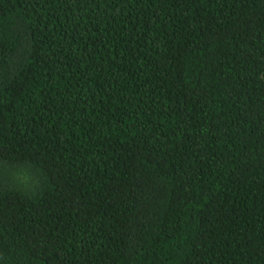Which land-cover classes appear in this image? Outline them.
<instances>
[{
    "label": "trees",
    "instance_id": "trees-1",
    "mask_svg": "<svg viewBox=\"0 0 264 264\" xmlns=\"http://www.w3.org/2000/svg\"><path fill=\"white\" fill-rule=\"evenodd\" d=\"M0 264H264V0H0Z\"/></svg>",
    "mask_w": 264,
    "mask_h": 264
}]
</instances>
